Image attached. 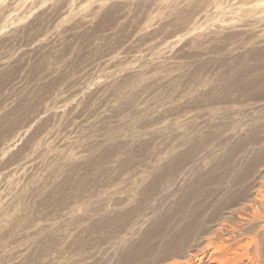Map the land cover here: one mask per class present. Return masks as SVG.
Wrapping results in <instances>:
<instances>
[{
    "label": "rangeland",
    "instance_id": "obj_1",
    "mask_svg": "<svg viewBox=\"0 0 264 264\" xmlns=\"http://www.w3.org/2000/svg\"><path fill=\"white\" fill-rule=\"evenodd\" d=\"M0 264H264V0H0Z\"/></svg>",
    "mask_w": 264,
    "mask_h": 264
},
{
    "label": "bare ground",
    "instance_id": "obj_2",
    "mask_svg": "<svg viewBox=\"0 0 264 264\" xmlns=\"http://www.w3.org/2000/svg\"><path fill=\"white\" fill-rule=\"evenodd\" d=\"M244 255H245V254H244ZM258 255H259V254H258ZM258 255H257V256H258ZM245 256H246V255H245ZM245 256H244V257H245ZM239 257H240V256H239ZM231 258H232V257H231ZM250 259H251V258H250ZM234 261H235V260H234ZM241 261H242V259H241Z\"/></svg>",
    "mask_w": 264,
    "mask_h": 264
}]
</instances>
